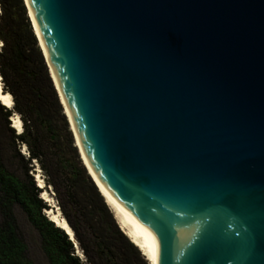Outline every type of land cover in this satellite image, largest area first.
Segmentation results:
<instances>
[{
  "label": "water",
  "instance_id": "1",
  "mask_svg": "<svg viewBox=\"0 0 264 264\" xmlns=\"http://www.w3.org/2000/svg\"><path fill=\"white\" fill-rule=\"evenodd\" d=\"M26 1L80 162L155 264H264V0Z\"/></svg>",
  "mask_w": 264,
  "mask_h": 264
},
{
  "label": "trees",
  "instance_id": "2",
  "mask_svg": "<svg viewBox=\"0 0 264 264\" xmlns=\"http://www.w3.org/2000/svg\"><path fill=\"white\" fill-rule=\"evenodd\" d=\"M24 9L22 0H0V83L12 101L9 109L0 104V132L8 133L14 165L12 170L4 165L0 148V264H31L16 232L13 206L38 233L49 264H147L116 225L80 162ZM14 113L19 133L9 127ZM19 146L26 156L19 154ZM33 163L52 189L83 262L69 237L44 214L49 205L31 175Z\"/></svg>",
  "mask_w": 264,
  "mask_h": 264
},
{
  "label": "bare ground",
  "instance_id": "3",
  "mask_svg": "<svg viewBox=\"0 0 264 264\" xmlns=\"http://www.w3.org/2000/svg\"><path fill=\"white\" fill-rule=\"evenodd\" d=\"M22 1H23V5L26 7L27 15L31 20V15H30V12L28 10L27 1L26 0H22ZM5 97H7L8 99H4ZM0 104L7 109H9L11 107V104H12L10 95L6 92L1 91V83H0ZM9 121H10V127L14 131H16V133L20 132V130H21L20 121H19V119L15 113L10 116ZM75 144L76 145H74V146H77V142H75ZM87 171H88V174L91 176L92 180L94 181V183L96 184L100 196L104 200L105 205L109 209V211L113 217V220L115 221V223L118 226V228L120 229V231L129 240V242L133 246H135V248L139 251V254L141 255V257L146 261L147 264H155L158 244L155 241L147 239V238L140 236V235L136 234L135 232L131 231L127 226H125L118 219V217L115 215V213L113 212V210L111 209V207L107 203L105 197L103 196V194L101 192V189L99 187V184H98L96 178L93 176V174L91 173V171L89 170L88 167H87ZM32 175H34V177H35V180H36L35 182L37 183V187L39 189H41L40 198L45 203H47L49 205V207L43 211L44 214L48 217V219L51 222H53V224L57 228L61 229L65 233V235L67 237H69V240L73 243V245L75 247L74 249L77 250L76 254L81 258L80 252H79L77 245H76V242L73 238L72 231L69 228V226L67 225V223H66L65 219L63 218V216L61 215V213L59 212V209L53 205L52 199L47 194V191L45 189V185H44V183H43V181L39 175V170L36 169V171H33Z\"/></svg>",
  "mask_w": 264,
  "mask_h": 264
},
{
  "label": "rangeland",
  "instance_id": "4",
  "mask_svg": "<svg viewBox=\"0 0 264 264\" xmlns=\"http://www.w3.org/2000/svg\"><path fill=\"white\" fill-rule=\"evenodd\" d=\"M24 15L26 16L25 9H24ZM11 106H12V104H11ZM14 132L15 131H13V133ZM7 135H8V133L6 131H4L3 133L0 132V148H1V152H2L1 158H2V162L4 163V165L9 170H12L14 168V165L9 159L11 149H10V143H9V139H8ZM72 141H73V139H72ZM18 152H19V154L26 156V151H25V148L23 146H19ZM33 167H34V171H36V169L39 170V175L42 179L43 173L40 171L38 165L36 163H33ZM27 174L30 175L29 172H27ZM32 176L35 180L34 175H32ZM36 185H37V183H36ZM45 189H46L49 197L52 199L53 205L58 208V204H57V201L55 199V196L53 194L52 189L47 185L45 186ZM59 212H60V210H59ZM12 215H13L15 226H16V232H17L18 236L20 237V239L22 240V242L25 246V257L31 262V264H49L46 257L44 256L43 252L41 251L40 239H39L38 233L27 222L24 214L21 212V210L17 206H13ZM78 250L80 252L81 258L77 254L76 255L78 256L79 260L81 262H83L85 260L84 256L82 255L81 250L79 248H78ZM75 253H77V250H75Z\"/></svg>",
  "mask_w": 264,
  "mask_h": 264
},
{
  "label": "snow or ice",
  "instance_id": "5",
  "mask_svg": "<svg viewBox=\"0 0 264 264\" xmlns=\"http://www.w3.org/2000/svg\"><path fill=\"white\" fill-rule=\"evenodd\" d=\"M4 99H8L7 97H5Z\"/></svg>",
  "mask_w": 264,
  "mask_h": 264
}]
</instances>
